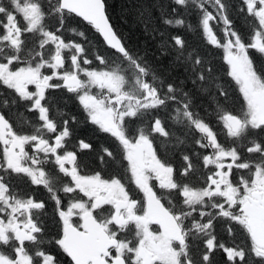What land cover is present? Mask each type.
I'll use <instances>...</instances> for the list:
<instances>
[{
  "label": "snow or ice",
  "instance_id": "1",
  "mask_svg": "<svg viewBox=\"0 0 264 264\" xmlns=\"http://www.w3.org/2000/svg\"><path fill=\"white\" fill-rule=\"evenodd\" d=\"M125 4L0 0V264H264V0Z\"/></svg>",
  "mask_w": 264,
  "mask_h": 264
},
{
  "label": "trees",
  "instance_id": "2",
  "mask_svg": "<svg viewBox=\"0 0 264 264\" xmlns=\"http://www.w3.org/2000/svg\"><path fill=\"white\" fill-rule=\"evenodd\" d=\"M108 3L110 5V11L112 14V20L119 26L121 31L129 38L130 42L133 43H144L145 41H148L149 47L155 51L156 50V44L159 41V37H157V40H151L149 37L145 36L141 30V27L134 22L133 16L127 14L125 11H122V8L126 7L125 0H108ZM193 25L196 23V17L195 15L189 16L187 18ZM237 25L239 26L240 24L237 22ZM185 29V30H184ZM91 31V30H90ZM167 33L170 35H181L186 38V40L190 44H195V45H204V40L201 38L200 33H189L186 28H179V27H173L169 26L167 28ZM219 36V33H218ZM209 50H213V46L208 45L207 46ZM214 56L215 59L218 63H222L221 61V55H222V50L220 49H214ZM158 54V53H157ZM68 111H71L73 114L77 115L78 117L80 114L82 115L81 119L83 120V112L80 111L77 107L76 104L74 103H69L68 105ZM25 115H29L28 113H25ZM31 118V117H30ZM93 127L91 125H86L82 124V126L79 128V136L80 138H84L88 134L87 131H91V135L93 132ZM85 133V134H84ZM102 135V134H101ZM104 135V134H103ZM90 137V136H89ZM87 159V157H86ZM95 166V165H94ZM35 187V186H34ZM41 190L42 186H39ZM218 258L223 259V253H220L218 255ZM65 260H67V257H65Z\"/></svg>",
  "mask_w": 264,
  "mask_h": 264
},
{
  "label": "rangeland",
  "instance_id": "3",
  "mask_svg": "<svg viewBox=\"0 0 264 264\" xmlns=\"http://www.w3.org/2000/svg\"><path fill=\"white\" fill-rule=\"evenodd\" d=\"M237 22H238L239 24L241 23L240 21H237ZM168 27H169V26H168ZM168 27H167V28H168ZM184 30H185V29H184ZM81 117H82V115L80 114V116H79L78 118H79L81 121H83V120L81 119ZM87 133H88V134H86V135L92 136V135H91V131L88 130ZM84 134H85V133H84ZM92 134H93V132H92ZM104 138H105V136L102 134V135L100 136V140L103 141ZM141 196H142V193H137L136 198L139 199Z\"/></svg>",
  "mask_w": 264,
  "mask_h": 264
}]
</instances>
